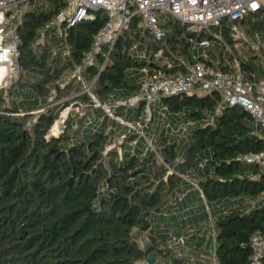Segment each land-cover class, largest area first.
<instances>
[{
	"label": "trees",
	"instance_id": "16d2710c",
	"mask_svg": "<svg viewBox=\"0 0 264 264\" xmlns=\"http://www.w3.org/2000/svg\"><path fill=\"white\" fill-rule=\"evenodd\" d=\"M49 2V8L26 12L19 26L24 70L17 82L31 86L46 103L22 107L10 98L2 105L0 97V264H134L150 254L159 264H191L187 257L162 247L173 228L158 233L154 226L157 215L175 207L192 208L198 199L216 231L217 264H251V237L264 233V167L244 163L238 156L264 149V127L240 105L220 107L217 91L163 96L161 106L191 122L188 143L179 150L176 135L165 127L159 130L157 125L153 138L148 123L146 134L137 133L104 110L89 120L94 101L81 93L75 97L87 102L90 111L80 115L72 110L64 131L48 138L60 107L69 102L31 111L83 88L81 80L70 78L71 69L83 61L107 18L103 11H94L93 19L69 28L67 41L54 30L42 38V26L65 4ZM250 16L234 23H245ZM161 26L164 36L157 38L136 14L93 85L102 103L137 96L141 79L133 73L139 70L171 71L180 59L212 63L205 56H193L205 38L214 36L210 31H194L176 18ZM212 31L220 33L224 43L234 44L231 21L224 19ZM67 45L70 55L65 54ZM158 51L162 56L153 60ZM163 57L174 61L171 70ZM104 58V50L96 55V62L86 69L87 80L98 74ZM241 66L246 74L257 75V64L243 59ZM218 67L230 69L224 61ZM146 105L141 99L134 107L123 105L114 111L137 122ZM21 109L27 111L22 117L1 112ZM28 120L33 121L30 127ZM117 134H125L119 143ZM136 137L134 144L127 143ZM143 236H148L145 244ZM195 237L187 239L190 247ZM261 257L264 264V253Z\"/></svg>",
	"mask_w": 264,
	"mask_h": 264
},
{
	"label": "built area",
	"instance_id": "2783aa9c",
	"mask_svg": "<svg viewBox=\"0 0 264 264\" xmlns=\"http://www.w3.org/2000/svg\"><path fill=\"white\" fill-rule=\"evenodd\" d=\"M36 1L38 0H0V97L5 99L7 104L10 103V88L18 82L24 70V65L20 61L21 35L19 26L26 12L33 9ZM102 10L106 11L105 23L93 36L91 48L83 61L77 63L70 72V78L75 77L83 83V88L76 94L87 93L91 95L95 107H101L120 123H124L133 131L142 134H146L144 124L125 119L116 114L114 109L122 105L134 107L139 100L144 99L147 102V108L152 110L151 106L158 103L163 96L189 95L197 92L210 93L213 91H217L221 95L220 107L225 104L240 105L252 115L255 122L264 127V76L258 78L255 73H251L246 77L241 62L237 59H235L236 72H233L231 69H220L214 63L201 58H196L195 61L180 59L177 61V68L171 70L175 66L174 61L163 57L167 69L171 71L160 68L153 72L147 71L140 81L137 96L110 99L108 102L102 103L92 91L99 73L104 69L106 60L114 49L115 42L130 28V23L136 14L142 17L144 26L157 38L164 36V29L157 13L160 10L165 14L172 13L173 17L182 23L193 24L194 31L201 32L204 29L210 31L219 40L221 34L213 32L212 27H220L224 19L230 20L233 38L242 40L245 33L241 30L240 24L234 23V21L241 20L253 13L264 14V0H65V4L55 11L42 26L41 37L44 38L46 34L54 30L67 41L69 28L78 22L93 19L94 11ZM103 50L105 53L104 63L100 66L98 74L89 81L85 78L86 69L96 62V55ZM65 54H71V48L68 45ZM159 56H162V51H159ZM79 103L75 108L77 110L80 109V106H84V104ZM72 105L73 103L64 107V110L60 112V116L55 120L47 134L48 138L64 131L66 120L72 113ZM1 112L20 117L27 113L25 109ZM31 112L38 113L39 111L32 110ZM80 115H83L82 112ZM32 124V120L27 121L28 127ZM148 144L151 147L154 146L151 140H148ZM238 158L244 163L259 164L264 167V149L257 151V153H241ZM203 197L205 199L204 194ZM249 202L254 203L251 200ZM206 209L211 215V209L208 206ZM210 225H212L211 222ZM211 234L210 254L190 256L189 263L217 264L216 231L213 225ZM187 239L184 231L178 234L172 230L169 232L167 242L163 243L162 247L169 248L181 255V248L190 247L186 243ZM250 241L252 248L251 264H260L261 256L264 253V233L261 231L254 233ZM134 264L151 263L147 259H143ZM155 264H159L158 261Z\"/></svg>",
	"mask_w": 264,
	"mask_h": 264
},
{
	"label": "rangeland",
	"instance_id": "374dc122",
	"mask_svg": "<svg viewBox=\"0 0 264 264\" xmlns=\"http://www.w3.org/2000/svg\"><path fill=\"white\" fill-rule=\"evenodd\" d=\"M40 6H43L45 8H49L50 2L49 0H38L34 3L33 9H39ZM103 14H106V11L102 10ZM160 22H166L170 18H174L172 13L165 14L162 11H157ZM142 23H144L142 17H141ZM255 22L257 23L256 27H252V23ZM226 23H230V20H226ZM232 23V22H231ZM239 24L241 26V30L245 33L244 39H238L235 40L233 45H230L229 43H224L221 39L219 40L217 37H209L204 39V43H201L200 46L202 47V50L208 51V54L212 56V58H215V65L219 64L221 61H225L227 64L231 63V66L233 70L236 72V66H235V59L239 60L242 63L243 59L246 60H251L254 62V64H257V68H262L256 69L257 73L260 71L264 70V14H255L253 13L248 19L246 20L245 23H242L239 21ZM189 28H194V25L191 23H187ZM237 45V46H235ZM255 54V55H254ZM254 55V56H252ZM157 57H159V51L156 52L153 60H158ZM140 71V70H139ZM246 74V73H245ZM248 74H246V77ZM64 83H60L59 86L63 85ZM77 92L71 93V95H67L66 97L62 99L55 100L53 101L50 100V105L46 104L45 106L41 107L38 109V111L44 110L46 107L49 106H55L56 104H61L63 102L68 101L69 106L73 103V108L72 110L78 111L80 114L89 112L90 110H87L89 105L87 102H84L82 100H78L75 96L79 95L76 94ZM9 97L11 99H14L15 101H20L22 107H38L41 105H44L46 103V100L42 101L41 97L37 96L35 91L32 89L31 86H21L19 83H16L12 88H10V95ZM135 100V99H134ZM84 104V106H80V109H75L76 105L78 103ZM6 100L3 99L1 100V104L5 105ZM79 103V104H80ZM68 106V105H67ZM123 106V105H122ZM64 107L66 105H62L60 107V112L64 110ZM91 107V105H90ZM126 107V106H123ZM148 105L144 107L145 113L143 114L142 118L137 121L138 123L144 124L145 127L147 126V123L149 124V128L152 131L151 137L155 138L157 135L158 128L156 127L157 125L159 126V130L162 127H165V131H170V133H174L176 135L175 139L178 141V148L181 150L185 144L188 142V137H189V129L191 126V122H186L181 115H177L175 113H171L168 109L165 107L161 106L159 103H155L153 105V110L147 108ZM94 110L90 111V116L89 120L91 118H97L98 113H102L101 110L102 108H97L95 107ZM153 112L155 113L153 120H150L152 118ZM61 114V113H60ZM104 118V115L99 117L98 116V122H101L102 119ZM88 120V121H89ZM148 128V129H149ZM85 132V134L89 135V128ZM147 130V127H146ZM120 132H123V129H121ZM125 134L122 136L120 134L115 135V141L120 142L123 140ZM138 137V136H137ZM136 139H131L128 140L127 143L129 144H134L137 141ZM113 142V141H112ZM111 142V143H112ZM115 143V142H114ZM114 143L110 144V147H114ZM145 144V143H144ZM146 145V144H145ZM170 171L174 172L175 169H170ZM201 200H197L196 204L199 205L201 204ZM184 225L186 228L181 229L185 230V237L189 238L193 234L196 235L194 239V244L191 247L183 248L181 250V255L190 258V256H200L202 253L208 252L210 246H208V241L212 239V234H211V227L210 222L208 223L207 218L204 216L202 223H200L197 226H194L193 221H189V223L184 222ZM161 226V224L159 225ZM180 228V227H179ZM180 230V229H179ZM203 236V238H202ZM202 238V239H201ZM148 241V236H143V239L141 240L142 244H145ZM209 260V259H208ZM210 261V260H209Z\"/></svg>",
	"mask_w": 264,
	"mask_h": 264
},
{
	"label": "crops",
	"instance_id": "0c3cea01",
	"mask_svg": "<svg viewBox=\"0 0 264 264\" xmlns=\"http://www.w3.org/2000/svg\"><path fill=\"white\" fill-rule=\"evenodd\" d=\"M237 46V45H235ZM198 55H202L203 57H207L210 61H212V63L215 64V58H212V56L210 54H208V51H203L202 48L199 49V51H196L193 53V56L196 58ZM255 55V54H254ZM252 55V56H254ZM246 60V59H245ZM247 62H249L250 64H254L253 61L251 60H246ZM224 64L227 65V63L224 61ZM231 71L234 72L231 63L228 64ZM218 66V64H217ZM256 69H260L262 70V68H257ZM255 69V72L257 73ZM144 71L145 70H140L138 72H135L133 74H136L137 77H140V79L143 78L144 76ZM249 76V74L247 75ZM264 76V70L260 71L257 73V77H263ZM205 213L204 210L202 209V206L197 205L196 203L194 204V206L192 208H184V209H179V207H175L174 211H170L167 213H164L163 215H157L155 220H156V224H155V231L159 232H164V231H169L170 228L174 231H179V229H183L186 228L184 225V222L189 223V221H193L194 226L199 225L200 223H202L203 218H204ZM161 224V226H159ZM180 227V228H179ZM190 243L194 244V239L193 242L191 241ZM202 254H206V253H202ZM201 256V255H200ZM207 258V257H206Z\"/></svg>",
	"mask_w": 264,
	"mask_h": 264
},
{
	"label": "water",
	"instance_id": "95a60500",
	"mask_svg": "<svg viewBox=\"0 0 264 264\" xmlns=\"http://www.w3.org/2000/svg\"><path fill=\"white\" fill-rule=\"evenodd\" d=\"M146 30H148V28L146 27ZM34 50L37 51V47H34ZM151 247V245H148V249ZM147 261H149L151 264H155L157 261H156V257L153 255V254H150L148 257H147Z\"/></svg>",
	"mask_w": 264,
	"mask_h": 264
}]
</instances>
